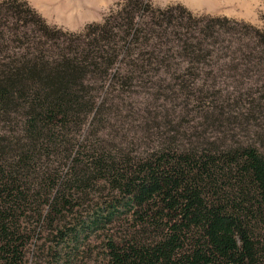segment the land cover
Wrapping results in <instances>:
<instances>
[{
  "label": "trees",
  "instance_id": "trees-1",
  "mask_svg": "<svg viewBox=\"0 0 264 264\" xmlns=\"http://www.w3.org/2000/svg\"><path fill=\"white\" fill-rule=\"evenodd\" d=\"M261 19L122 0L70 33L0 0V264L128 217L107 264H264Z\"/></svg>",
  "mask_w": 264,
  "mask_h": 264
},
{
  "label": "rangeland",
  "instance_id": "rangeland-1",
  "mask_svg": "<svg viewBox=\"0 0 264 264\" xmlns=\"http://www.w3.org/2000/svg\"><path fill=\"white\" fill-rule=\"evenodd\" d=\"M25 1L48 25L65 32H79L91 23L101 22L122 0H18ZM152 6L163 8L179 4L193 14L226 16L238 21L261 26L264 0H146ZM135 221L132 217L95 233L80 246H72L73 257L64 264H107L106 243L120 241L117 236L128 233ZM52 234L49 235L52 238ZM41 242L32 241L25 253V264L52 262L50 250L41 252ZM53 253V251H52Z\"/></svg>",
  "mask_w": 264,
  "mask_h": 264
}]
</instances>
